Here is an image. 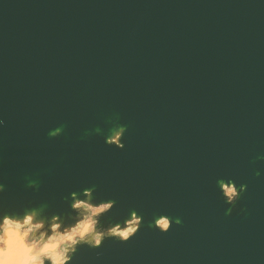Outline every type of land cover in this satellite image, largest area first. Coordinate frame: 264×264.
I'll use <instances>...</instances> for the list:
<instances>
[{
	"label": "water",
	"instance_id": "water-1",
	"mask_svg": "<svg viewBox=\"0 0 264 264\" xmlns=\"http://www.w3.org/2000/svg\"><path fill=\"white\" fill-rule=\"evenodd\" d=\"M0 117L9 204L66 213L95 186L101 222L143 216L77 264H264V0H0Z\"/></svg>",
	"mask_w": 264,
	"mask_h": 264
},
{
	"label": "clouds",
	"instance_id": "clouds-1",
	"mask_svg": "<svg viewBox=\"0 0 264 264\" xmlns=\"http://www.w3.org/2000/svg\"><path fill=\"white\" fill-rule=\"evenodd\" d=\"M5 120L0 117V128ZM62 131L57 127L50 131L54 136ZM124 125L105 135V144L123 149ZM119 132L118 141L113 136ZM26 186L36 189L38 181L27 179ZM95 186H86L70 191L65 197L68 211L49 210L47 204L18 206L6 201L7 183L0 178V264H77L74 259L78 249L86 246L98 249L106 239L127 243L140 230L143 216L138 210L130 209L125 217L101 222L116 201L111 198L94 196ZM217 190L227 205H234L240 194L247 190L245 183L232 179H218ZM231 207L225 210L230 214ZM179 216L160 213L154 216L151 226L160 233H167L172 226L180 225Z\"/></svg>",
	"mask_w": 264,
	"mask_h": 264
}]
</instances>
